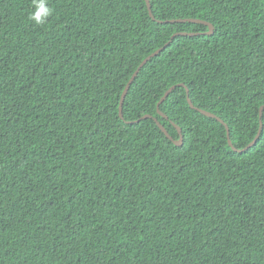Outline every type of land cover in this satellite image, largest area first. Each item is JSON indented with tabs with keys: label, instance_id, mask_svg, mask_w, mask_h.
I'll list each match as a JSON object with an SVG mask.
<instances>
[{
	"label": "trees",
	"instance_id": "1",
	"mask_svg": "<svg viewBox=\"0 0 264 264\" xmlns=\"http://www.w3.org/2000/svg\"><path fill=\"white\" fill-rule=\"evenodd\" d=\"M150 2L0 0V264H264V127L187 93L257 138L264 0Z\"/></svg>",
	"mask_w": 264,
	"mask_h": 264
},
{
	"label": "water",
	"instance_id": "2",
	"mask_svg": "<svg viewBox=\"0 0 264 264\" xmlns=\"http://www.w3.org/2000/svg\"><path fill=\"white\" fill-rule=\"evenodd\" d=\"M147 5H148V9H149V13H150V16L156 20L155 16H154V13H153V10H152V5H151V2L150 0H145ZM172 22H179V23H182V22H189V23H195V24H201V25H205L207 27H209V32L206 34V35H212L214 34V26L212 24H210L209 22L207 21H203L201 19H187V20H176V21H172ZM162 23V22H160ZM169 23V21H168ZM178 36H196V34H188V33H178L176 35H174L172 37V41L178 37ZM172 41L170 43H172ZM166 44L163 48H160L158 51H156L155 53H153L152 55H150L148 58H146L142 64L140 65V67L138 68V70L134 73V75L132 76V78L130 79L123 95H122V98H121V102H120V116L122 119H124V104H125V101H126V98L128 96V93L131 89V86L134 84L136 78L139 76L141 70L151 61V59L157 57L159 54H161L168 46L169 44ZM179 86H185V85H179ZM177 88V86H174L172 87L171 89H169L166 94L164 95V97L161 99V101L159 102V105H158V110H159V114L160 115H164L160 108H161V105L169 98V96L173 93V91ZM187 93H188V101H189V104L191 105V107L197 111H200L202 114L206 115L207 117H211V118H215L217 119L218 121H220L222 124H224L226 126V129H227V132H228V142H229V145L230 147L236 151V152H246L248 150H250L255 144H257L258 140L260 139L261 137V134L263 132V127H264V123H263V113H264V107L261 108V114H260V119H261V123H260V130H259V134L257 136V138L247 147L245 148L244 150H239L237 149L233 142H232V139H231V133H230V128L229 126L221 119L219 118L218 116L210 113V112H207L205 110H202V109H199V108H196L194 106V104L192 103L191 99H190V90L187 88ZM150 118H153L152 116L150 115H147L145 117H143L142 119L138 120L137 123H139L141 120H144V119H150ZM156 122L157 124L159 125V127L161 128V130L167 135L168 138H170L171 140H173L175 142V144L177 146H182L183 143H184V136H183V132H182V129L180 127L177 126L178 128V131H179V134L181 136L180 140H174L173 137L168 133L167 129L160 123L158 122V120L156 119ZM131 124H133V122H131Z\"/></svg>",
	"mask_w": 264,
	"mask_h": 264
},
{
	"label": "clouds",
	"instance_id": "3",
	"mask_svg": "<svg viewBox=\"0 0 264 264\" xmlns=\"http://www.w3.org/2000/svg\"><path fill=\"white\" fill-rule=\"evenodd\" d=\"M49 4L50 0H30L29 21L35 26L46 25L54 13V9Z\"/></svg>",
	"mask_w": 264,
	"mask_h": 264
}]
</instances>
